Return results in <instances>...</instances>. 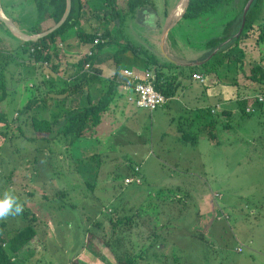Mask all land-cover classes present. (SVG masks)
I'll list each match as a JSON object with an SVG mask.
<instances>
[{"label": "rangeland", "instance_id": "obj_1", "mask_svg": "<svg viewBox=\"0 0 264 264\" xmlns=\"http://www.w3.org/2000/svg\"><path fill=\"white\" fill-rule=\"evenodd\" d=\"M153 1L164 29L179 23L176 15L183 14L188 2ZM7 4L2 0L3 10ZM11 4H24V12H8L16 26H37L42 16L34 1ZM101 10L96 15L85 12L88 34L107 26L105 9ZM261 12L255 24L264 21V0ZM48 21L42 22L43 29L53 26ZM147 28L143 20L133 18L122 33L113 26V45L101 56L116 54L121 68H142L143 61L134 53L118 52L130 43L157 54L163 35ZM258 33L255 26L242 39L240 51L245 61L264 67V40ZM19 56L28 60L25 52ZM14 58L0 54V68L10 59L8 67L15 68ZM49 62L51 66V56ZM12 74L7 101L0 103V112L9 121L8 128L0 127V195L11 191L24 210L0 220V232L28 225L37 232L34 243L19 254V264H118L120 255L130 251L142 255L143 260L137 259L140 264H264V87L240 77L239 87H231L228 103L235 104L228 105L227 117L222 115L224 101L215 98L220 88L210 82L200 87L206 92L201 104L188 102L187 95L178 99L180 90L153 113L116 97L117 114L106 120L103 129L95 128L68 146L65 139H42L33 127V119L52 121L64 113L61 97L47 96L46 106L41 102L46 94L38 88L46 76L22 74L17 80ZM36 95L38 106L27 109ZM241 101H247L249 116L236 105ZM218 103L220 110L213 116L210 111ZM249 108L253 111L247 112ZM197 110L205 120L202 127ZM208 122L213 123L212 135ZM180 126L183 134L177 138ZM162 132L168 135L162 137ZM187 137L193 140L185 142ZM97 155L105 157L93 163ZM129 166L140 168L142 186H126ZM209 194L217 202L207 207L201 198ZM116 195L127 200L116 201ZM130 215L134 217L128 221Z\"/></svg>", "mask_w": 264, "mask_h": 264}, {"label": "trees", "instance_id": "obj_2", "mask_svg": "<svg viewBox=\"0 0 264 264\" xmlns=\"http://www.w3.org/2000/svg\"><path fill=\"white\" fill-rule=\"evenodd\" d=\"M248 2L249 0H189L177 27L172 33H169L168 51L174 60H179L177 55H183L184 50L201 52L203 54L200 60H198L199 66L175 65L166 61L163 63L158 59L157 54L151 53L146 48L133 46L130 43L125 45L121 53L130 51L143 61L146 69L154 74V89L164 96L167 101L178 95L186 78L188 79L186 75L187 70H190L191 73L199 70L206 77L207 82L216 85L222 84L227 87H239L241 77L242 80L245 79L246 83L252 82L254 85L257 84L258 87H264V67L262 65H251L245 61L240 51L242 49V39L254 30L255 26L259 31L260 40H264V21L257 24L254 23L257 17L259 18V15L262 14L261 5L263 0H256L252 5L242 34L238 38H235L241 29L244 10ZM36 3L38 9H40L39 13L42 18L37 21V28L34 27L32 32L34 34H41L44 32L41 26L42 22L50 20L55 25L62 20L67 2L66 0H36ZM167 4L168 2H166ZM88 8L90 9L85 10ZM101 9H105L103 21L107 26L103 31L87 34L82 26L83 19L86 17L85 12L93 15L94 12ZM157 11L153 0H72V11L65 24L54 33L37 42L25 43L22 50L26 54H30L31 49L34 48L37 60H49L50 56H45L43 51L45 49L50 51L56 39L76 29L77 36L84 43L93 45L95 51L93 56L86 55L80 61L79 77L73 81L74 83L65 82L61 88H57L54 82L47 79H44L40 83L38 92L43 91L46 94V98H40L43 105H47V96L51 94L58 96L67 95L71 91H78L79 87L88 85L97 78L95 74H92V69L87 72H83V70L87 64H90L92 67L98 53L107 46L112 45L113 26L122 33L129 19L133 18L138 21V19L141 20L142 13H149L151 14V22L160 28L161 24ZM164 13L168 15L167 9ZM98 38L103 40L104 43L94 45L95 40ZM121 53L119 52V54ZM52 65L53 71H57L58 66L55 63V57L52 58ZM113 87L114 85H111L109 91L103 94L97 102L93 103L89 96L87 98L89 102L87 107L61 113V118L57 120L33 119L35 132L42 135V139L46 141H52L54 138L65 139L66 145H73L100 124L102 115L109 109L112 103ZM37 95L30 100L27 109H33L38 106L39 98H37ZM7 96L6 69L0 68V103L6 101ZM256 102L261 104L258 100ZM246 105L247 101L238 102L241 113L249 116L245 110ZM0 127H9L8 117L2 112H0ZM1 134L3 135L5 132H1ZM188 139L193 140V138L187 137L185 138L186 142ZM103 157L105 156L97 155L91 161L94 163L97 161L96 159H102ZM135 169L132 166L128 167L126 174L129 177L127 176V178L137 174ZM87 184L90 189L94 188L93 184H89L88 182ZM117 198H119V201L123 199L127 200L123 195H116L114 200ZM114 203L119 206V202ZM133 217V215H130L127 220L129 221ZM2 227H5V225H2ZM4 230L5 228H2L0 232V264H19V254L30 244L34 243L37 239V232L31 225L19 230H13L12 232L7 231L10 233H5ZM113 254H115V251ZM137 259L139 261L143 260L142 255L136 257L130 251L127 254L123 253V255H120L118 264H140Z\"/></svg>", "mask_w": 264, "mask_h": 264}, {"label": "crops", "instance_id": "obj_3", "mask_svg": "<svg viewBox=\"0 0 264 264\" xmlns=\"http://www.w3.org/2000/svg\"><path fill=\"white\" fill-rule=\"evenodd\" d=\"M7 1H8V4L5 6L6 9L3 10L2 0H1L0 9L6 17H8L10 20H12L8 16V12L10 13L11 11H16L18 9H20L19 12H21L22 6L24 4L23 5L11 4L12 0H7ZM23 1L24 0H22V2ZM33 1H34L35 9H38L36 0H31L32 3H33ZM29 7H31V5ZM22 12H24V11H22ZM97 13L98 14L101 13V10L94 12L95 15ZM18 14H21V13H18ZM141 15H142L141 21L143 20V23L147 24V26H148L147 30L149 32L156 33L157 36L160 34L163 35V38L159 42L160 48L158 51H156L158 59H160L161 62L164 63L166 61V62L173 63L175 65H183V66H189V67L200 65L198 60H200V57L203 54L201 52H194L192 50H184L183 55H177L176 54L179 57V60L178 59L174 60L172 58V56L170 55V53L168 51V36H169V33L170 32L172 33L173 30L177 27V24L169 25L167 28L164 29L165 25H162V20L159 17L161 27L158 28L153 23H151L152 26L149 24V22H151V20H150L151 14L142 13ZM12 22L14 24H16L15 21L12 20ZM48 22H50V20ZM55 25H53L52 27L50 26L49 28L44 27V29H43L44 32L52 29ZM82 26H83V30L88 34L86 29L84 28V21L82 22ZM17 27H18V25H17ZM18 28L21 29L22 31H25L27 34H30V35L34 34L32 32L33 29H25V28L20 27V25ZM56 41H59L58 44L56 43ZM56 41L51 46L52 52L54 51L52 55H50V53H49L51 50L47 51V49H45L43 51V54L44 55L46 54L45 56H48V57L51 56L52 58L55 57V63L57 64L58 68H57V71H53V69L51 67L53 65L51 64V66H50V62H49L50 59L46 60L49 62L48 68H44L43 66L41 67L40 64L38 63L39 61H42L43 59L38 60V62H35L31 59L30 54H27L28 60L30 59L29 62H28V60L22 59L19 56V52H23L22 47L24 46L25 43L23 41H21L19 38H17L16 36H14L6 28V26L0 22V54L2 56H5L6 58L8 55L15 56L13 64L16 65L15 68L10 69L8 67L10 64L9 61H11V59H10V60L5 61L4 66L1 67V68L6 69L7 86H8L9 74H12V73H13L12 76H15V78L17 80H19V77L22 74H23V77L25 75H31V74H36V73L38 75L42 74V77L44 76V78H45V76H46L45 79L52 80L51 82H54L57 85V88H59V87L61 88V86L65 82H73L74 80H76L79 77V73H80L79 72L80 61L82 60L83 57L88 55V53H90L91 51H93V53H94V51H95L94 46L91 44L84 43V41H82V39H80L77 36L76 29L67 32L65 35L56 39ZM164 42H165V45H162V43H164ZM102 43H104V41ZM112 45H110V46H112ZM107 47H109V46H107ZM102 52H103V50L98 53L97 57L94 59V62H93L94 64L91 67V69L93 70L92 74H95V76H97V78L94 81L90 82L88 85H82V87L78 88V91H75V92L71 91L67 95L58 96L55 94H51L53 99L58 98V97L62 98L64 106L62 105L61 108L64 111V113H66L69 110H75V109L87 107L89 105V102L87 99L89 96H90V100H92L93 103L97 102L103 94H105L109 91L110 86L114 85V87H113L114 93H113L112 103L110 104L109 109L102 115L101 122L96 127V128L99 127V129H103L104 123L106 122V120H109L114 114H117L116 97H125V101L127 103L135 104V106L137 107V105L135 103V99H136L135 95L131 91H128L125 89V86L130 82H129L128 78H126L124 76L123 72L125 70H131V71L143 74L145 71H150V70L146 69L145 65H143L142 68H135V69H132L130 67L121 68L120 67L121 58L119 57V55L117 58H116V54L115 55L113 54L111 57L109 56L107 58L108 54L103 57V56H101ZM119 52L121 53V51H119ZM44 58H46V57H44ZM52 58H51V61H52ZM64 63H65V66L64 65L60 66L61 64H64ZM21 64H23V66H20ZM22 67H23V69H21V72H20V68H22ZM45 70H47V71H45ZM84 71H85V68H84L83 72ZM47 73H49V74H47ZM186 75H187L188 79L186 78V81L184 82L182 88L180 89L182 91L179 93V95L182 94L185 97L187 95L188 96V102H192L195 104H201L204 101V96L206 95V92H204L205 89H202L200 87L202 85H205L206 83H209V82H207L206 77L202 73H200L199 70H197V71L195 70L192 73L190 72V70H187ZM194 75H202L205 78V82L201 83L199 81H196L193 78ZM214 87L220 88V92H219V94H217L218 97H215L217 99V101L218 102L224 101V103L222 102V105L224 108L222 115H224L225 117L230 116L231 113H230V108L228 109V105L235 104L232 102L228 103V101H231V99H232V98H230V95L234 91L233 88L223 86L220 84L215 85ZM179 95H177V96H179ZM180 97H181V95L179 96L178 99H180ZM236 105L238 106V104H236ZM220 106L218 103V105L210 111L211 115H213V116L216 115L217 112L220 110L219 109ZM163 108H161V109H163ZM194 108L195 109L197 108L196 105H194ZM179 109H181V108H178V110ZM197 113L199 114V119H200V116H202V115L200 114L199 110H197ZM53 120H57V119H53ZM203 122H205V120L202 116V118L200 119V123H199V125L201 127L204 124ZM155 125L157 126V128L162 127V123H156ZM206 125H207V127H206L207 130L212 135L213 132H211V131L213 128L209 129V127H213V123L212 124L209 123ZM182 134H183V130L180 126L177 130H175L174 135L178 138ZM167 135L168 134L163 133V132L161 134L162 137L167 136ZM211 139H212V137H211ZM55 140H57V139H55ZM185 142H186V140H185ZM135 171L137 172V174L133 177L134 178L138 177L140 179V184H137V183L136 184L139 186H142L143 178L141 177V170H140V168L136 167ZM133 177H130V178H133ZM118 200H119V198L116 199V201H118ZM201 202H203V205L206 204L205 206L208 207V204H209V206L210 205L213 206V202H215V204H216L217 199L212 198V195L209 194L208 196H206V198H204V199L201 198ZM238 252L241 253L242 249L239 248Z\"/></svg>", "mask_w": 264, "mask_h": 264}, {"label": "built area", "instance_id": "obj_4", "mask_svg": "<svg viewBox=\"0 0 264 264\" xmlns=\"http://www.w3.org/2000/svg\"><path fill=\"white\" fill-rule=\"evenodd\" d=\"M102 42L103 40L98 38L95 40L94 45H98ZM35 54L36 50L34 48L31 49V59L35 62H38V60L35 58ZM88 56H93V52L91 51L90 53H88ZM38 63L44 68L49 67V62L46 60L39 61ZM89 70H91V65L87 64L85 67V71L87 72ZM123 74L126 78H128L130 82L125 86V89L131 91L135 95V103L138 108L152 113L163 108L167 104V99L160 93H158L153 87V81L155 78L154 74L151 71H145L143 74H141L131 70H125ZM193 78L201 83L205 82V78L202 75H194ZM251 111L253 110H251L250 108L247 110V112ZM125 183L126 185H131L133 183L140 184V179L138 177L128 178L126 179Z\"/></svg>", "mask_w": 264, "mask_h": 264}, {"label": "water", "instance_id": "obj_5", "mask_svg": "<svg viewBox=\"0 0 264 264\" xmlns=\"http://www.w3.org/2000/svg\"><path fill=\"white\" fill-rule=\"evenodd\" d=\"M256 0H249V2L247 3L246 7H245V10H244V14H243V22H242V26H241V29L239 31V33L235 36V38H238L244 28H245V25H246V21H247V15L252 7V5L255 3ZM1 2V0H0ZM67 2V6H66V11H65V14L62 18V20L57 23L52 29L46 31V32H43L41 34H27L25 31H22L21 29H19L13 22L12 20H10L8 17H6L1 9H0V22L6 26V28L14 35L16 36L17 38H19L21 41H23L24 43H28V42H37L39 41L40 39H43L45 38L46 36L54 33L55 31H57L58 29H60L64 24L65 22L68 20L70 14H71V11H72V0H66ZM189 2V0H188ZM188 5V3H187ZM187 8V6H186ZM183 16V15H182ZM219 51V50H217Z\"/></svg>", "mask_w": 264, "mask_h": 264}, {"label": "clouds", "instance_id": "obj_6", "mask_svg": "<svg viewBox=\"0 0 264 264\" xmlns=\"http://www.w3.org/2000/svg\"><path fill=\"white\" fill-rule=\"evenodd\" d=\"M23 210L24 206L20 198L11 191H5L0 195V220H5L10 216L16 217L22 214Z\"/></svg>", "mask_w": 264, "mask_h": 264}, {"label": "bare ground", "instance_id": "obj_7", "mask_svg": "<svg viewBox=\"0 0 264 264\" xmlns=\"http://www.w3.org/2000/svg\"><path fill=\"white\" fill-rule=\"evenodd\" d=\"M187 3H188V2H187ZM183 14H184V12H183ZM183 14H182V15H183ZM182 15H181L180 17H179V15H176V16H178L176 20L178 21V20L182 17ZM176 16H175V17H176ZM175 17H174V18H175Z\"/></svg>", "mask_w": 264, "mask_h": 264}]
</instances>
